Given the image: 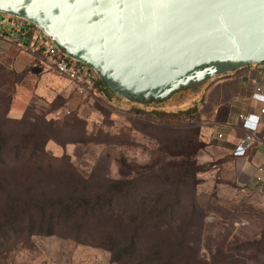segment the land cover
<instances>
[{
  "label": "rangeland",
  "instance_id": "rangeland-1",
  "mask_svg": "<svg viewBox=\"0 0 264 264\" xmlns=\"http://www.w3.org/2000/svg\"><path fill=\"white\" fill-rule=\"evenodd\" d=\"M19 83L0 64V264H33L50 229L115 264H264V189H242L201 131L199 84L155 101L27 94L10 118Z\"/></svg>",
  "mask_w": 264,
  "mask_h": 264
},
{
  "label": "water",
  "instance_id": "water-1",
  "mask_svg": "<svg viewBox=\"0 0 264 264\" xmlns=\"http://www.w3.org/2000/svg\"><path fill=\"white\" fill-rule=\"evenodd\" d=\"M117 95L145 101L264 61L262 0H0Z\"/></svg>",
  "mask_w": 264,
  "mask_h": 264
},
{
  "label": "crops",
  "instance_id": "crops-1",
  "mask_svg": "<svg viewBox=\"0 0 264 264\" xmlns=\"http://www.w3.org/2000/svg\"><path fill=\"white\" fill-rule=\"evenodd\" d=\"M0 64L30 81L29 86L19 83L13 92L8 105V115L12 118L25 112L27 94L44 99L58 96L65 100L74 93L67 78L28 54L16 51L2 38ZM260 66L258 63L244 64L198 85L202 102L201 131L205 137H212L223 152L230 154L237 183L242 189L251 191L264 189V183L255 179L258 173L254 174L258 166L264 169V121L258 122L251 130L242 126L238 114L256 113L260 108V100L252 94L253 80L263 82ZM51 146L57 147L55 144ZM59 149L56 148L55 152L64 150L63 147ZM35 236L38 251L33 264H115L109 253L98 245L56 232Z\"/></svg>",
  "mask_w": 264,
  "mask_h": 264
},
{
  "label": "built area",
  "instance_id": "built-area-1",
  "mask_svg": "<svg viewBox=\"0 0 264 264\" xmlns=\"http://www.w3.org/2000/svg\"><path fill=\"white\" fill-rule=\"evenodd\" d=\"M6 24V25H4ZM0 38L6 40L16 51L28 54L32 59L46 64L55 72L63 75L72 84L73 90L81 98L95 93L94 83L97 73L83 61L65 55L40 28L28 19L4 13L0 17ZM259 72L263 82L253 80L252 94L260 100L258 112H241L242 126L254 130L257 123L264 121V61ZM219 136L220 133H217ZM258 173V174H257ZM255 179L264 183V169L258 166ZM253 175V174H252Z\"/></svg>",
  "mask_w": 264,
  "mask_h": 264
},
{
  "label": "trees",
  "instance_id": "trees-1",
  "mask_svg": "<svg viewBox=\"0 0 264 264\" xmlns=\"http://www.w3.org/2000/svg\"><path fill=\"white\" fill-rule=\"evenodd\" d=\"M243 66V65H242ZM242 66H240V67H242ZM239 67V68H240ZM233 71V70H232ZM222 73H224V72H222ZM219 74H221V73H219ZM216 75H218V74H216ZM103 88L106 92H110V93H113V94H116L115 92H113L98 76H97V79L95 80V83H94V90H98L99 88ZM117 95V94H116ZM155 100H157V99H149V101H155ZM136 101H138V100H136ZM10 117V116H9ZM10 118H12V117H10ZM17 118H19V117H17ZM46 139H48V138H46ZM49 140V139H48ZM99 202H100V200H98L97 198H94V200L93 201H91V202H88L87 203V205L89 206V207H91V208H99L100 207V204H99ZM50 232H54V230L53 229H50V230H47L46 232H44V233H50ZM69 236V235H68ZM77 240V239H76ZM79 241V240H78ZM81 242H84V241H81ZM85 243H88V242H85ZM88 244H92V245H98V246H100L99 244H94V243H88ZM112 260H113V258H112Z\"/></svg>",
  "mask_w": 264,
  "mask_h": 264
},
{
  "label": "snow or ice",
  "instance_id": "snow-or-ice-1",
  "mask_svg": "<svg viewBox=\"0 0 264 264\" xmlns=\"http://www.w3.org/2000/svg\"><path fill=\"white\" fill-rule=\"evenodd\" d=\"M262 2H264V0H262Z\"/></svg>",
  "mask_w": 264,
  "mask_h": 264
},
{
  "label": "flooded vegetation",
  "instance_id": "flooded-vegetation-1",
  "mask_svg": "<svg viewBox=\"0 0 264 264\" xmlns=\"http://www.w3.org/2000/svg\"><path fill=\"white\" fill-rule=\"evenodd\" d=\"M191 86V85H190Z\"/></svg>",
  "mask_w": 264,
  "mask_h": 264
}]
</instances>
